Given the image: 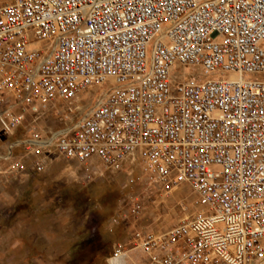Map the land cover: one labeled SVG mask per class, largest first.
<instances>
[{
	"label": "built area",
	"instance_id": "2783aa9c",
	"mask_svg": "<svg viewBox=\"0 0 264 264\" xmlns=\"http://www.w3.org/2000/svg\"><path fill=\"white\" fill-rule=\"evenodd\" d=\"M58 104L34 153L196 195L106 264H264V0H0L1 129Z\"/></svg>",
	"mask_w": 264,
	"mask_h": 264
},
{
	"label": "rangeland",
	"instance_id": "374dc122",
	"mask_svg": "<svg viewBox=\"0 0 264 264\" xmlns=\"http://www.w3.org/2000/svg\"><path fill=\"white\" fill-rule=\"evenodd\" d=\"M63 113L58 104L25 114L13 132L0 126V264H106L114 243L132 248L196 212L186 184L165 194L140 171L129 182L125 171L30 150L64 126Z\"/></svg>",
	"mask_w": 264,
	"mask_h": 264
},
{
	"label": "crops",
	"instance_id": "0c3cea01",
	"mask_svg": "<svg viewBox=\"0 0 264 264\" xmlns=\"http://www.w3.org/2000/svg\"><path fill=\"white\" fill-rule=\"evenodd\" d=\"M136 251L135 256L133 255ZM125 264H148L147 257L138 250H130L126 254Z\"/></svg>",
	"mask_w": 264,
	"mask_h": 264
},
{
	"label": "bare ground",
	"instance_id": "6f19581e",
	"mask_svg": "<svg viewBox=\"0 0 264 264\" xmlns=\"http://www.w3.org/2000/svg\"><path fill=\"white\" fill-rule=\"evenodd\" d=\"M44 142H46V141H44Z\"/></svg>",
	"mask_w": 264,
	"mask_h": 264
},
{
	"label": "trees",
	"instance_id": "16d2710c",
	"mask_svg": "<svg viewBox=\"0 0 264 264\" xmlns=\"http://www.w3.org/2000/svg\"><path fill=\"white\" fill-rule=\"evenodd\" d=\"M108 255H109V253H108Z\"/></svg>",
	"mask_w": 264,
	"mask_h": 264
}]
</instances>
